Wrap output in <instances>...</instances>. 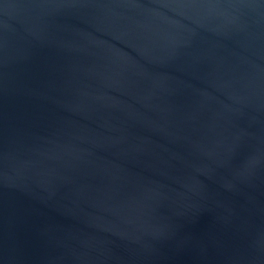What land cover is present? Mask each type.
Masks as SVG:
<instances>
[{
  "label": "water",
  "instance_id": "1",
  "mask_svg": "<svg viewBox=\"0 0 264 264\" xmlns=\"http://www.w3.org/2000/svg\"><path fill=\"white\" fill-rule=\"evenodd\" d=\"M0 264H264V0H0Z\"/></svg>",
  "mask_w": 264,
  "mask_h": 264
}]
</instances>
